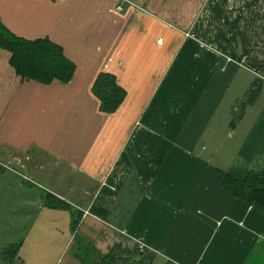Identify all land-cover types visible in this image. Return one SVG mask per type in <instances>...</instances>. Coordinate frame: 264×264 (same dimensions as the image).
<instances>
[{
  "label": "crops",
  "instance_id": "obj_1",
  "mask_svg": "<svg viewBox=\"0 0 264 264\" xmlns=\"http://www.w3.org/2000/svg\"><path fill=\"white\" fill-rule=\"evenodd\" d=\"M0 23L75 67L67 83L22 80L0 49L7 171L35 194L38 225L69 216L61 243L33 240L28 256L264 264V215L223 187L264 171V0H0ZM102 72L125 91L114 113L92 92ZM154 137L171 144L159 166Z\"/></svg>",
  "mask_w": 264,
  "mask_h": 264
},
{
  "label": "trees",
  "instance_id": "obj_2",
  "mask_svg": "<svg viewBox=\"0 0 264 264\" xmlns=\"http://www.w3.org/2000/svg\"><path fill=\"white\" fill-rule=\"evenodd\" d=\"M0 49L10 54L9 65L22 80H33L45 85L55 80L67 83L71 80L75 70L73 63L63 55L62 48L55 43L46 38L37 40L19 38L1 23ZM92 92L99 99V109L103 113H114L125 98V91L117 84L116 78L104 72L96 76ZM170 148V143L154 137L147 148L151 163L156 166L161 165ZM223 187L235 199L252 204L257 212L264 215V171H251L241 181L224 175ZM59 206L69 208L64 203ZM77 221V219L73 220V228L76 227ZM16 251L18 247H8L3 251V255L9 257ZM93 254V248L86 246L74 255L79 259L80 264H112L108 257L96 263L93 260Z\"/></svg>",
  "mask_w": 264,
  "mask_h": 264
},
{
  "label": "rangeland",
  "instance_id": "obj_3",
  "mask_svg": "<svg viewBox=\"0 0 264 264\" xmlns=\"http://www.w3.org/2000/svg\"><path fill=\"white\" fill-rule=\"evenodd\" d=\"M9 159L6 151L4 154L0 150V264L50 263L51 259L41 257L35 259L28 256L26 251H30L33 240L43 242L47 237H51L56 242L60 241L61 243L62 239L67 236L69 216L65 214L61 218L64 224L38 225L42 216L37 215L39 211L36 208L29 206L30 201L35 199V194L24 191L21 187L23 184L18 182L20 181L18 177L12 181V174L7 171L10 169ZM16 170L24 173L19 168ZM72 213L75 217L74 220H76V213L74 211ZM71 230L73 231L74 228L72 227ZM76 236L77 241L84 244L80 232ZM8 247H18V251L7 257V255H3V251Z\"/></svg>",
  "mask_w": 264,
  "mask_h": 264
},
{
  "label": "built area",
  "instance_id": "obj_4",
  "mask_svg": "<svg viewBox=\"0 0 264 264\" xmlns=\"http://www.w3.org/2000/svg\"><path fill=\"white\" fill-rule=\"evenodd\" d=\"M117 10L118 11H120L121 9H120V6H117ZM145 245L143 244V243H137V249L139 250V251H144L145 250Z\"/></svg>",
  "mask_w": 264,
  "mask_h": 264
}]
</instances>
